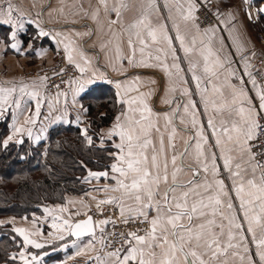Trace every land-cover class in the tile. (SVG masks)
I'll list each match as a JSON object with an SVG mask.
<instances>
[{
  "label": "crops",
  "instance_id": "crops-1",
  "mask_svg": "<svg viewBox=\"0 0 264 264\" xmlns=\"http://www.w3.org/2000/svg\"><path fill=\"white\" fill-rule=\"evenodd\" d=\"M200 1L202 0H155V7L150 10L149 18L152 24H163L173 38L172 47L176 49L177 58L175 61L170 51L167 56L156 51L159 45L152 44L146 31L144 32V38L149 47L145 49L143 54L139 51L141 45L136 36L132 35L131 37L137 48L135 57L137 61L144 59L152 65H160L163 61L168 64L170 71L173 73L176 72V69L172 68L171 65L174 62L179 63L180 75L183 77V80H179L175 75L169 77L163 71L162 66L133 67L128 63L127 57L131 55V50L128 47L129 25L139 19L141 9L147 6V0H125L128 7L121 10L119 18L113 10L117 6L118 0H106L107 10L100 3V0H0V6H6L10 2L15 7L16 13L13 16V23L23 24L22 29H17V36L14 41L9 38L12 27L9 24H0V88L15 89L7 96V102L4 101L5 94L0 93V117L4 114L9 116L8 133L17 138L30 139L29 137L32 136L33 141L36 143L44 141L48 136V130L54 125L73 124L79 127L82 133L84 129L88 131L89 120L92 117L95 118L105 113L104 105H102L104 99L95 100L93 98L90 100L92 97H87L86 94L92 88L99 87L101 84L113 88L114 101L119 109L116 111L112 122L96 132L100 137V146L113 148L110 154L112 160L107 169L109 178L97 180L90 177L88 173L84 178L87 190L83 193L66 195L65 202L62 204L64 208L68 209V212L77 211L80 212L79 217H83L94 208L95 202L121 195L120 192L104 190L116 186V181L111 179L113 175L111 165L117 163L116 155L119 154V149L115 145L121 143L118 136L108 138L107 133L116 122L117 116H120L123 121V113H127L129 117L134 119L140 118V112L129 111V105L122 103L123 100L138 96L140 93L150 94L145 96V102L152 110L150 120L154 126L149 131L147 138L151 140V143L145 151L150 162L153 150H155L161 175L164 174V164L167 163L168 181L167 183L161 182L159 185L161 196L164 190L173 184L172 173L176 169H179V171L176 173L175 183L187 187H178L176 192L170 195L179 196L191 187L207 200L208 195L216 192L217 188L211 168L208 172H205L203 170L204 158L198 160L196 155V143L200 139L197 132L202 130L203 135L208 140L203 148L209 163L213 153L217 157L215 161L217 168L215 179L224 182L225 189L229 193V197H226L225 201L231 199L234 205L232 214L241 223L242 228L240 231L243 232L249 242L246 254L242 252V249L236 251L245 255L243 264H248V256H251L254 264H261L257 255V248L255 244L251 243V234L247 232L248 225L244 220L243 212L240 210L239 200L233 190V180L236 181L237 185L243 182L246 190L248 179H255L259 183L261 170L257 169L254 173L252 164L255 162H248L247 154L241 159L239 154L233 152L231 155L235 156L236 159L233 162L232 170L240 171V176L232 177L231 173L224 168L221 148L215 146V137L212 128L208 126V120L210 117L214 118L217 128H221L222 120H227L229 125L233 120L239 121V117L235 112L231 116H229L227 110L218 113L211 104L212 100L216 101L217 106L225 101L231 104L232 94L228 84L235 86L237 89L243 88L247 93V99L232 105L233 108L245 107L247 109L250 107L258 113L256 119L258 116L264 115V110L259 108L260 99L257 96V91L264 92L262 85L264 82V45L257 40V34L262 32L264 25V18L258 16L263 5L258 0H247V3L245 0H214L225 8L226 13L219 26L211 25L207 29H200L195 21L196 26L193 27L191 22L186 25L180 18L181 13L186 12L189 4L195 8ZM178 5L181 12L177 11ZM94 15L95 18H93ZM4 18L3 13H0V20ZM114 20L117 23L112 24L111 21ZM174 25L179 26L181 34L185 37L186 46L192 47V40L195 38L196 44L193 53L186 55L180 47L179 41L175 40L176 29ZM41 30L47 35H40ZM77 33L80 35H77ZM64 37H69L74 41V47L76 48V52L73 53L75 63L70 64L65 59L76 70L77 74L71 79L67 92L49 95L45 93L44 80L40 78L44 77L43 70L45 71V69L54 65L58 56H65L64 43H67V41L64 40ZM12 43H16L18 48H12L10 46ZM208 47L214 53L213 56L209 57V66L215 68L212 62L217 57L225 64L224 68L215 69L219 79H217V76L203 72L204 61L200 51L205 49V54H207L206 49ZM117 48L120 50V58L117 57ZM81 53L89 61L88 64H85L81 59ZM156 55L161 57V61L153 58ZM27 60H31V62ZM190 61L199 62L196 72L201 77L199 89L197 88V82L192 79L193 73L189 70ZM258 61L261 63L260 71L263 75L261 81L252 77V72L257 69L256 62ZM77 63L85 69L84 72L76 67ZM229 72L234 73V75H229ZM246 73H251V76ZM136 77H139L138 81L135 79ZM226 77L227 84L225 83ZM252 79H255L256 86L251 83ZM117 83L120 84L119 88ZM173 84L175 85V91H169L170 86ZM25 85L27 86L25 92H21V87ZM213 85L221 88L224 93L223 97L213 92ZM129 88L133 90L126 91ZM185 88L187 94L183 91ZM205 88H207V92L203 91ZM31 92H37L39 96L34 99L28 95ZM205 98L208 100L207 110ZM17 101L19 106H17ZM37 102L40 103V114L35 117V123L25 124V119L35 114ZM94 105L96 107L90 111L89 107L92 109ZM185 106L189 109L188 113L184 111ZM131 107L139 108L140 106L136 104ZM165 114H167V120ZM193 118L196 120L195 125L192 123ZM148 122L143 121L145 125ZM16 127H21L23 131L16 133ZM28 129H31V136L28 134ZM173 129H175L174 134ZM170 134H172L171 146L169 144ZM161 139H163V152L160 151ZM173 156L177 157L175 165L172 163ZM236 163L241 164V169L235 168ZM206 181L213 184L210 192H205L202 187H197L203 185ZM161 196H157L156 199L159 200ZM199 198L190 194L189 205ZM127 203L131 204V201ZM113 204L120 208L118 203ZM173 211L175 212L176 209L173 208ZM256 211L259 210L256 209ZM156 215L157 213L153 209L149 212L148 219L151 220ZM126 217L133 216H130L126 211ZM77 219L79 218L75 220ZM7 221L10 220L7 219ZM99 221H96L97 224ZM216 221L218 224L224 223L225 236L222 239L226 241L228 222L226 220L221 221L219 216L216 217ZM10 222L15 223L16 228H19V223H25V220L22 219L21 221L17 218ZM181 222L187 224L186 218ZM201 222L200 218L194 217L192 223L195 226ZM33 229L32 231L28 230L29 238L43 246L57 238L53 235L47 237L48 235L42 231H39V234L32 235L31 233L36 232L39 228L35 227ZM216 231H219V229L217 228ZM17 235L23 243L22 249L15 255L18 257L17 260L21 261V264H23L19 255L21 251L25 253L26 258L32 264H116L117 257L115 255L100 252L99 242L97 241L98 233L93 237L89 236V238L70 239L67 254L65 253L62 259L49 261L45 258V254L40 255L38 252L31 255L32 252L27 249H34L36 252L41 251L42 247L35 248L31 245L25 247L23 237L18 233ZM140 235H145V233ZM257 235L259 236V230H257ZM127 249L114 253H118L120 259H123V256L127 254ZM232 251L229 250L227 257H219L218 260L212 261V264H223L225 259H227L228 264H242L239 256L233 257L231 255ZM33 256H36L37 259L32 260ZM203 258L205 260L209 259L207 255Z\"/></svg>",
  "mask_w": 264,
  "mask_h": 264
},
{
  "label": "snow or ice",
  "instance_id": "snow-or-ice-1",
  "mask_svg": "<svg viewBox=\"0 0 264 264\" xmlns=\"http://www.w3.org/2000/svg\"><path fill=\"white\" fill-rule=\"evenodd\" d=\"M247 3V0H245ZM100 3L105 6L107 10L106 0H100ZM128 7L125 0H118L117 6L114 7L117 17L121 16V10ZM155 7V0H147V6L141 9V15L139 19L135 20L129 25V39L128 47L131 50V55L127 57L129 65L133 67H156L162 66L163 71L172 77L175 75L179 80H183L180 75L181 69L179 63L174 62L171 67L176 69L173 73L170 71L167 63L161 61V57L156 55L153 57L157 61H161L160 65H152L147 63L144 59L136 60L137 48L132 40V35H135L139 44L141 45L139 51L141 54L144 53L145 49L149 47V44L144 38V32L146 31L147 37L150 38L152 44L159 45L156 51L159 53H164L167 56L168 52H171L173 60L176 58V49L172 47L173 38L169 35L168 30L163 24L153 25L149 16L150 10ZM177 11L181 12V8L178 5ZM195 8L193 5L189 4L186 12H182L180 18L187 25L189 22L195 27V16L193 15ZM264 12V8L260 9ZM0 13H3L4 19L0 20V24H9L12 27L10 33V40H15L17 36V29H22L23 24H14L13 16L16 13L15 7L9 2L6 6H0ZM95 18V15L94 17ZM112 24L117 23V21H111ZM176 29L175 40L179 41L180 47L183 49L184 53L188 55L193 53L196 44L195 38L192 40V47L186 46L185 37L181 34L178 25H174ZM135 30V31H131ZM198 31V29H197ZM40 35L44 36L47 33L41 32ZM77 35H80L77 33ZM67 43H64L65 58L71 63H75L73 53L76 52L74 47V41L69 37H64ZM12 48H18L16 43L10 45ZM166 46V47H165ZM207 54H205V49H201L200 54L203 56L204 66L203 72L205 74H210L212 76H217L216 68H224L225 64L217 57L212 63L215 68L209 66V57L213 56L211 48L206 49ZM120 50L117 48V57L119 56ZM81 59L85 64L89 61L80 54ZM198 61L191 62L189 70L193 73L192 79L197 82V88H200L201 77L196 74L198 68ZM247 66V65H246ZM81 72L85 69L76 64ZM63 72V69H61ZM251 76V73H246ZM229 75H234V73L229 72ZM41 80L46 79L41 77ZM137 81L139 77L135 78ZM217 79L219 77L217 76ZM211 82V81H209ZM154 83V81H153ZM225 83L227 84V77L225 78ZM243 83V81H241ZM251 83L256 86L255 79L251 80ZM26 85L21 87V92H25ZM117 87L120 84L117 83ZM231 89L232 101L229 104L227 101L217 106L216 101L212 100L211 104L213 108L218 112L222 113L223 110H227L229 116L233 112L239 117V121L233 120L229 125L227 120L221 121V128H217L214 123V118L210 117L208 120V126L213 130V136L215 137V146L221 148L224 168L227 169L232 177L240 176V171H233L232 165L236 157L231 155V153L236 152L243 159L244 155L247 154L248 162H251L255 158V154L251 152V146L249 141L255 139V132L261 127L258 123L256 117L258 113L252 108L238 107L233 108L232 105L239 103L242 100L247 99V93L243 88L237 89L235 86L228 84ZM133 89L129 88L126 91H131ZM15 91L14 88H0V93H4V101L7 102V96ZM138 91V89H137ZM169 91H175V85L170 86ZM187 94V89L183 90ZM207 92V88L203 90ZM213 92L218 93L221 97L224 93L221 91L220 87L213 85ZM32 98L39 96L37 92L28 93ZM150 95L146 93H140L138 96L131 97L130 99H125L122 103L129 105V111L140 112V118L134 119L129 117L127 113H123V121L120 116L116 117V122L113 127L108 131L107 136L111 138L113 136H118L121 140L120 144H116L115 147L119 149V154L116 155L117 163L111 165V172L113 175L111 179L116 181V186L110 189L106 188L105 191L120 192L119 197H110L105 200H100L97 202V207L101 204H112L118 203L121 211V218L125 219V212L130 216L135 218L143 217L144 221L149 224V228L145 235H138L136 232L129 233V238L126 239V243L129 245L127 249V254L120 259L118 253H111L110 255H115L117 257L116 264H212V261L218 260L219 257H227L229 250H233L231 255L233 257L239 256L240 261L243 264L245 260V255L236 251L237 249H242V252L246 254L248 252V240L241 230L242 225L237 221V218L233 213L234 205L229 198L225 201L226 197H229L228 191L225 189L224 182L222 180L215 179L217 175L216 159L215 153L212 154L211 162L209 163L207 156L205 155L203 145L208 143L207 138L203 135L202 130L197 132V136L200 139L196 143V155L197 159L204 158L203 170L205 172L212 170V175L214 178V183L216 185V192L214 194L208 195L207 200L196 189L189 187L188 191H183L179 196L170 195L176 192L178 187H187L184 185H177L175 183L176 173L179 169H176L172 173L173 184L169 185L163 192L161 196L159 192V185L161 182L167 183V163L164 164V174H160V165L158 163L157 155L155 150L151 156V161L149 162V157L146 154V149L151 143L148 139L149 131L154 126L151 122L150 117L152 115V110L149 108L145 102V96ZM257 96L260 99V110H264V92L257 91ZM170 103L171 101H166ZM17 106L19 102L17 101ZM250 103V101H249ZM138 104L139 108H132V105ZM208 100L205 98V107L207 110ZM195 107V105H193ZM185 113H188L189 109L187 106L184 108ZM40 114V103L37 102L36 112L33 116L25 119V124L35 123V117ZM147 114V115H146ZM165 119L167 120V114H165ZM143 121H149L147 125ZM193 125L196 124L195 118L192 120ZM23 131L21 127H16L15 132L20 133ZM159 131V129H157ZM175 129H173V134ZM222 133V135H221ZM28 134L31 136V129H28ZM82 134L87 140L88 144H92V137L88 136L87 130H82ZM12 137H8L10 140ZM103 140V138H101ZM22 141H17L21 143ZM172 134L169 135V144L171 146ZM7 145L8 141H4ZM187 145V141L185 142ZM161 152H163V139H161ZM176 156L172 157V163L175 165ZM236 169H241V164H235ZM253 172L257 169L261 170L259 183L255 179H248L247 190L245 189L244 183L241 182L237 185L236 181L233 180V190L236 193V197L239 200L240 210L243 212L244 220L247 223V232L251 234V243L255 244L257 248V255L261 264H264V164L256 162L252 164ZM90 177L100 179L101 177L109 178L108 172H89ZM191 183V182H190ZM197 187H202L205 192H210L212 190L213 184L210 182H205L203 185H198ZM190 194L200 197L194 200L191 205H189L188 200ZM157 196H161L159 200L156 199ZM131 201V204L127 202ZM173 208L176 211H173ZM155 210L157 215L151 220L148 219L149 212ZM258 209L259 211H256ZM49 212L48 209H45ZM59 211L67 212L68 209L60 208ZM79 213H77L78 215ZM219 216L221 221L226 220L228 222L227 228V239L226 241L222 238L225 236V225L223 222L217 223L216 217ZM194 217L200 218L201 223L193 226ZM211 217V218H209ZM186 218L187 224L181 221ZM54 219H59V217H54ZM109 220L99 221V224H107ZM125 222L127 220L125 219ZM64 225H67L70 230H72V235L83 236L88 233L93 232V221L92 217L89 216L87 219L80 221L78 223L72 224L69 220H64L63 225H58L56 223L52 224V227L58 231H63ZM35 228V223L33 224ZM219 231H216V229ZM235 230V231H234ZM257 230H259V236L257 235ZM14 231L23 237L24 246L27 247L31 245L35 248L43 247L42 244L37 243L35 240L29 238L28 230L24 228H15ZM32 235L39 234V229L36 232L31 233ZM52 235V233H49ZM63 239V236L58 237ZM20 259L23 264H32L29 261L23 251L20 252ZM207 255L208 260L203 257ZM15 259V257H12ZM37 257L33 256L32 260H36ZM248 264H254L251 256L247 257ZM223 264H228L227 259L224 260Z\"/></svg>",
  "mask_w": 264,
  "mask_h": 264
},
{
  "label": "trees",
  "instance_id": "trees-1",
  "mask_svg": "<svg viewBox=\"0 0 264 264\" xmlns=\"http://www.w3.org/2000/svg\"><path fill=\"white\" fill-rule=\"evenodd\" d=\"M86 95L92 97L90 100L104 99L105 113L90 119L95 133L91 134L95 137L92 144H88L79 127L73 124L54 125L49 129L50 143L44 159L39 158L38 149L32 150L28 159H21L24 152H29L27 146L37 148L27 143L25 138L19 144L17 138L16 142L5 145L2 139L9 132V116L4 114L0 117V219L6 216L31 218L44 204L64 203L69 193L87 190L86 186L71 187L72 183H81L88 171L108 169L113 148L100 146V137L96 132L112 122L119 108L114 101L113 88L105 84L92 88ZM95 107H89L90 111ZM87 134L90 136L89 129ZM0 225L3 229L8 227L1 221ZM13 232H0V264H21L16 258L11 259L10 252L17 251L13 241L21 242ZM54 257L51 254L46 259H56Z\"/></svg>",
  "mask_w": 264,
  "mask_h": 264
},
{
  "label": "built area",
  "instance_id": "built-area-1",
  "mask_svg": "<svg viewBox=\"0 0 264 264\" xmlns=\"http://www.w3.org/2000/svg\"><path fill=\"white\" fill-rule=\"evenodd\" d=\"M264 8V2L262 3ZM226 10L214 0H202L197 6L193 15L195 22L200 29H207L212 26H219ZM258 15L264 17V12H259ZM258 39L264 44V33L258 34ZM257 63V69L252 72V77L261 81L263 75L260 71L261 63ZM63 69V72H61ZM44 74V91L46 94L55 95L60 92H67L69 89L70 81L77 74L76 70L72 68L65 59L64 55L58 56L54 65L50 68L43 70ZM258 123L261 125L255 132V139L249 141L251 152L255 154L254 162L264 164V115L257 118ZM117 209L109 208L108 215H111L112 224L107 227L108 229L98 233L100 238V251L102 253L122 252L129 246L125 241L129 238V233L136 232L138 235L146 233L149 224L144 219L129 220L121 218V214ZM105 214V212H103ZM100 220L99 216L94 217Z\"/></svg>",
  "mask_w": 264,
  "mask_h": 264
},
{
  "label": "rangeland",
  "instance_id": "rangeland-1",
  "mask_svg": "<svg viewBox=\"0 0 264 264\" xmlns=\"http://www.w3.org/2000/svg\"><path fill=\"white\" fill-rule=\"evenodd\" d=\"M261 2L263 3L264 0L261 1ZM258 16L261 17V18H264L263 16H260V15H258ZM261 33H264V25H263V29H262V32ZM257 40H258V42L260 44H262L260 42V40L258 39V34H257ZM262 45H264V44H262ZM27 61H30L31 62V60H27ZM93 118L94 117H92L91 119H93ZM91 128L93 129L94 127L92 126V124L90 123V120H89V128L88 129H89V132H90V136L93 139H95V137L91 135V134H95L94 133V129L92 131ZM48 134H49V130H48L47 135ZM8 137H12V138L9 140ZM29 138L30 139L25 138L26 141H28L27 143L33 144L37 148H34L33 147V149H31V148H29L31 146H29V147L27 146V149L29 150V152H24L23 153L24 155H21V159L22 158H25V157L28 159L29 156H30L29 155L30 152H33L32 150H34V149H36V150L38 149L39 151L37 153H40V155H39L40 157L39 158L44 159L45 156H46V148L49 146V143H50V141H48L49 140V136H47L44 141H41L39 143L38 142L37 143L34 142L33 141L34 138L32 136L29 137ZM16 139H17V137H15L14 135H12L11 133H8L6 136L3 137L2 142L4 143V141L7 140L8 143H14V142H16ZM41 143L43 144V146H41L42 145ZM88 173H89V171L87 172V174ZM85 176L86 175H84L82 177V179L80 181L81 183H79V184L78 183H72L71 184L72 185L71 187H74V188H76V187H82L83 188L84 186H86V182H84V177ZM78 193L79 192H76V194H78ZM80 193H83V192H80ZM73 194H75V193H73ZM62 204L63 203L50 204V205L49 204H44V205L40 206V208H39L40 210L38 211V213H34L33 215L30 216L31 218H27V217H11V216L3 217V218L0 219V221H1L2 224H6V226H8V227H7V229L6 228L3 229L2 228L3 226L0 225V232H2L4 234L11 233V231L13 232L14 231V228H16V225H15V223H12L10 221H14V219H17V218L21 219V221H22V219L25 220V223H22V222L19 223V228H22L23 227L26 230H30V231L34 230L33 229L34 228L33 227V224L35 223V226L37 225L36 227L39 228V231H42L43 233L47 234L48 235L47 237H49V233H52V235L55 236V237L57 236V238H55L50 243L45 244L41 248V251H36L35 252L34 249H30L29 248L30 249V252L33 251L31 253V255L37 254L39 252L40 255L45 254L46 255L45 258H48L52 254L53 256H55L54 258H56V259H62L63 255H65V253L67 254V252H68L67 249H68L69 243L71 241L70 238L67 235V232H68V229L69 228H68L67 225H64L63 231H58L57 229H55V228L52 227V224L53 223H56L58 225H63V221L64 220H69L70 222H72V221H75L76 218H82V217H79L80 212H77V211H73V212L72 211H69V212L68 211L67 212H61V211H59L60 208H64ZM109 208L117 209L119 207L116 206V204H113V203L112 204H101L99 207H97V202H95L94 203V208H92L87 213V214L90 213L94 217L95 216H99L100 217V221H102V220H109L110 221L107 224H101L102 226L101 225H98L97 226L96 233H99V232H101V231H103L105 229L107 230L108 229L107 227H109V225L112 224V221L113 220L111 218V215H108ZM45 209H48L50 211L49 212H46ZM118 210L120 212V208ZM103 212H105V214H103ZM77 213H79V214L77 215ZM85 213H86V211H85ZM85 213H82V214L84 215ZM53 214L56 215V216H58L60 220L58 221L57 219H54L55 216ZM120 214H121V212H120ZM35 215L37 217H33ZM32 217H33V219H32ZM7 219H9L10 221H7ZM126 219L135 220V219H144V218L143 217H139V218L126 217ZM28 227H30V228H28ZM13 233L16 234V236H18L15 231ZM60 236H63V239L58 238ZM88 238H89V236H88ZM11 239H13V238H11ZM20 241L21 242L13 241L14 248L16 247L17 248V251L10 252L11 253V259H12V257H15L16 259H18V257L15 256V255L23 247V243H22L21 238H20ZM97 241L99 242V249H100V238ZM19 245L21 247H19ZM29 249H27V250L29 251Z\"/></svg>",
  "mask_w": 264,
  "mask_h": 264
},
{
  "label": "water",
  "instance_id": "water-1",
  "mask_svg": "<svg viewBox=\"0 0 264 264\" xmlns=\"http://www.w3.org/2000/svg\"><path fill=\"white\" fill-rule=\"evenodd\" d=\"M262 85H263V88H264V82L262 83ZM17 141H22V138L19 137ZM18 144H19V143H18ZM90 172H107V170L104 168V170H94V171H90ZM103 179L105 180L104 177H101V178L98 179V180H103ZM89 216L92 217V221H93V232H92V233L85 234V235H83V236H79V237H77V236L72 235V230L69 229V231H68V235H69V237H70L71 239L76 240V239H80V238H84V237H88V236H92V237H93V235H95V233H96V222H95V220H94V218H93V216H92L91 214H88V215H86V216L83 217V218H79V219L75 220L74 222H72V224H75V223H78V222H80V221H83V220L87 219Z\"/></svg>",
  "mask_w": 264,
  "mask_h": 264
}]
</instances>
